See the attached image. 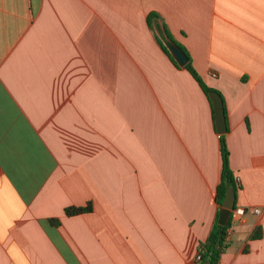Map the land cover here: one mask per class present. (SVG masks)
Masks as SVG:
<instances>
[{
	"label": "crops",
	"instance_id": "0c3cea01",
	"mask_svg": "<svg viewBox=\"0 0 264 264\" xmlns=\"http://www.w3.org/2000/svg\"><path fill=\"white\" fill-rule=\"evenodd\" d=\"M164 27L224 102L245 212L217 264H264V0H0V264H190L219 134Z\"/></svg>",
	"mask_w": 264,
	"mask_h": 264
},
{
	"label": "trees",
	"instance_id": "16d2710c",
	"mask_svg": "<svg viewBox=\"0 0 264 264\" xmlns=\"http://www.w3.org/2000/svg\"><path fill=\"white\" fill-rule=\"evenodd\" d=\"M151 15H155V14H149L148 15V23L150 21V16ZM174 42L177 45H179L182 50L186 53L187 57H188V61L187 63L183 66V68H185L194 78V80L198 83V85L200 86V88L203 90V92L205 93L211 109H212V120L214 122V118H213V108H212V103L209 99L208 93L210 91H216L213 88L208 87L203 79L201 78V76L198 74V72L194 69L190 56L188 54V52L185 50V48L183 46H181L179 43H177L172 36L170 35V33L165 29L160 28V34L158 36V43L160 45V47L162 48V50L166 53V55L169 57V59L171 60V62L176 66V67H180L175 60L173 59V57L171 56V54L169 53L167 47L165 46V42ZM217 92V91H216ZM218 93V92H217ZM219 94V93H218ZM220 95V94H219ZM221 96V95H220ZM222 98V97H221ZM223 101V99H222ZM223 107H224V102H223ZM215 126V125H214ZM219 150H220V157H221V171H220V180L219 183L216 186V193H215V202L218 206L216 214H215V218L212 224V227L210 229V232L208 234V236L206 237V239L204 241H202L199 244V247L202 248L201 251V264H203L205 261H209L211 264H217L220 258V255L222 254V252L224 251V249L228 246V241L226 240L227 238V231L230 228V224H231V219H230V215L228 218V221L226 223V225L222 226L218 223V214H219V208L221 206L224 194H225V189L227 186H231L235 197L237 194L238 189L240 188V185L238 184L236 178L234 177L233 171L230 168V163H229V150H228V146L226 143V138H225V134H219ZM235 207V204H234ZM92 209V204L91 202H88L86 205L84 206H67L64 208V214L66 216H72V215H77L80 213H84V212H89ZM261 235V228L257 227L251 234L252 238H257ZM219 239V245L216 248V242Z\"/></svg>",
	"mask_w": 264,
	"mask_h": 264
},
{
	"label": "water",
	"instance_id": "95a60500",
	"mask_svg": "<svg viewBox=\"0 0 264 264\" xmlns=\"http://www.w3.org/2000/svg\"><path fill=\"white\" fill-rule=\"evenodd\" d=\"M169 53L179 66H184L188 57L182 48L174 42H165ZM209 99L212 103L213 108V118L215 130L218 134H224L227 131L226 118L224 113L223 101L221 96L216 91H210L208 93ZM235 204V194L231 186H227L225 189V194L219 208L218 223L222 226L226 225L230 212L234 208ZM219 245V239L216 242L215 247ZM203 264H211L209 261H205Z\"/></svg>",
	"mask_w": 264,
	"mask_h": 264
},
{
	"label": "built area",
	"instance_id": "2783aa9c",
	"mask_svg": "<svg viewBox=\"0 0 264 264\" xmlns=\"http://www.w3.org/2000/svg\"><path fill=\"white\" fill-rule=\"evenodd\" d=\"M244 212H245V209L243 207L235 206L230 212L231 223L238 221L244 215ZM253 212L259 213L260 210L258 208H253ZM201 251H202V248L198 247V250L194 258L190 262V264H201Z\"/></svg>",
	"mask_w": 264,
	"mask_h": 264
}]
</instances>
